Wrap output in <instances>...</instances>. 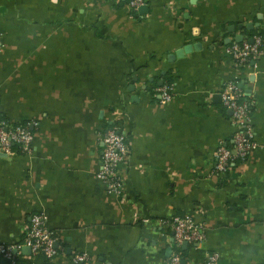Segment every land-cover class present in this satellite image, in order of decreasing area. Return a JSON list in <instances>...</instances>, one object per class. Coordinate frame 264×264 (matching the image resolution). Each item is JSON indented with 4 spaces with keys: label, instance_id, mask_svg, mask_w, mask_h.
Returning a JSON list of instances; mask_svg holds the SVG:
<instances>
[{
    "label": "crops",
    "instance_id": "1",
    "mask_svg": "<svg viewBox=\"0 0 264 264\" xmlns=\"http://www.w3.org/2000/svg\"><path fill=\"white\" fill-rule=\"evenodd\" d=\"M145 2L0 0V116L34 132L28 151L0 152V244L21 245L0 264H46L24 243L34 212L55 234L54 264H169L175 215L205 236L181 245V264H264V50L240 68L227 51L264 35V0ZM236 79L256 146L223 174L216 151L236 128L222 92ZM113 126L130 149L119 196L98 177Z\"/></svg>",
    "mask_w": 264,
    "mask_h": 264
},
{
    "label": "built area",
    "instance_id": "2",
    "mask_svg": "<svg viewBox=\"0 0 264 264\" xmlns=\"http://www.w3.org/2000/svg\"><path fill=\"white\" fill-rule=\"evenodd\" d=\"M146 4L145 0H130L132 9L138 10ZM264 35L255 34L252 41L249 38L241 42H233L227 47V51L233 58L236 68L250 66L262 54ZM3 41L0 36V49ZM161 102H167L173 98L174 85L166 83L157 89ZM224 105L231 110V120L235 125V132L231 144L221 143L216 151V171L226 174L235 160L246 161L256 146L254 141V128L252 125L253 100L239 85V80L230 82L222 92ZM34 140V132L30 122L12 123L0 116V152L11 155L16 151H28ZM102 166L98 172L99 179L104 183L107 191L115 195H121L122 183L119 175V166L129 155L130 149L127 135L119 127L113 126L107 130L103 137ZM174 231V241L177 246L183 243L200 244L204 241L203 231L194 219L189 215H175L171 219ZM25 244L33 254L43 255L46 264H54L53 259L57 255L56 237L53 231L45 226L43 213L34 212L26 232ZM21 245L0 244V257H12L13 250ZM73 261L76 264L88 260L86 253H75ZM218 254L208 253V264H215ZM15 264V263H14ZM169 264H181V255L175 252Z\"/></svg>",
    "mask_w": 264,
    "mask_h": 264
},
{
    "label": "water",
    "instance_id": "3",
    "mask_svg": "<svg viewBox=\"0 0 264 264\" xmlns=\"http://www.w3.org/2000/svg\"><path fill=\"white\" fill-rule=\"evenodd\" d=\"M143 7H144V6L140 7L139 10H142ZM246 27L249 28V27H250L249 24L246 25ZM241 38H243V37L241 36ZM250 40L252 41V39H250ZM238 41H240V40H238ZM188 51H189V47H185L184 49H182V50H181L180 52H178L177 54H178V55H181L183 52H188ZM184 245H187V242H185ZM1 262H3V263L5 262L6 264H10V260H8L7 258H2ZM183 263H184V262H183Z\"/></svg>",
    "mask_w": 264,
    "mask_h": 264
},
{
    "label": "trees",
    "instance_id": "4",
    "mask_svg": "<svg viewBox=\"0 0 264 264\" xmlns=\"http://www.w3.org/2000/svg\"><path fill=\"white\" fill-rule=\"evenodd\" d=\"M126 2L129 4L130 0H126ZM132 11H133V12H137L138 10H134V9H132ZM166 83H170V82L168 81V82H166ZM166 83H165V84H166ZM156 92H157V91H156ZM157 93H158V92H157ZM176 251H177V252H182V253L184 254V252H183L181 246H176Z\"/></svg>",
    "mask_w": 264,
    "mask_h": 264
}]
</instances>
